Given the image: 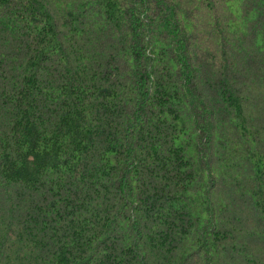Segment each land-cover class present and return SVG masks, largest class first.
<instances>
[{"label": "trees", "instance_id": "obj_1", "mask_svg": "<svg viewBox=\"0 0 264 264\" xmlns=\"http://www.w3.org/2000/svg\"><path fill=\"white\" fill-rule=\"evenodd\" d=\"M0 264H264V0H0Z\"/></svg>", "mask_w": 264, "mask_h": 264}]
</instances>
